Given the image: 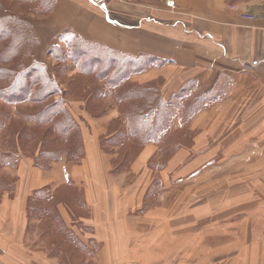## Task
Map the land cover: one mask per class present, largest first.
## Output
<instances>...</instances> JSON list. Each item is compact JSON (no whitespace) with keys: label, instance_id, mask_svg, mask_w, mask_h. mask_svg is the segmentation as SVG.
Masks as SVG:
<instances>
[{"label":"rangeland","instance_id":"obj_1","mask_svg":"<svg viewBox=\"0 0 264 264\" xmlns=\"http://www.w3.org/2000/svg\"><path fill=\"white\" fill-rule=\"evenodd\" d=\"M22 1L0 0L3 5L18 13V18L30 28L33 19L46 15L53 4V0H48L43 9H37L38 0L35 5L30 0ZM32 4L35 7L33 9ZM3 26L13 31L12 27L6 24ZM71 37V34L66 33L58 44L65 47L66 40ZM89 53L96 55L97 51ZM44 58L39 62L45 63L48 71H58L57 82L65 92L62 98L68 100L69 111L77 129L64 138L54 131L49 132L51 125L35 124L21 115L37 108L33 104H9L7 127L0 129V156H4L3 153L6 152L2 145L8 147L11 143L10 136L15 131L17 135L12 141L18 147L12 150L9 157L8 165L12 168L4 169L6 165L0 163V199L3 186L8 184V187H17L14 167L19 159L26 156L32 158L35 163L38 157L41 164L38 163L44 167H40L41 169L49 170L55 166V170L45 173L42 178L35 175L37 184L40 182L43 185L46 181L45 188L50 187L51 195L54 196L52 204L57 202L56 206H60L67 217L68 226L79 232L78 238L83 243H88L93 233L92 224L88 222L92 217L83 204L86 184L64 183L63 165L76 164L83 157L85 159L86 143H89L95 145L99 152L98 165L103 173L106 189L110 191L113 199H127L134 193V188L139 185L140 180L144 187L145 182L148 183L152 176L169 177L174 179L175 183L163 201L154 207L159 211L152 214V218L151 215L144 216L142 220L128 218L127 209L140 206H135V203L129 205L128 202L127 207L123 209L127 216L126 230L129 233L125 243L136 242L133 240L137 234V237L141 238L137 239L141 246L133 243L129 250H119L117 255L108 260L111 261L109 264H127L126 261H130L128 264H244L253 258L255 264H264V88H242L239 99L233 100L227 106L204 112L194 122V115L188 110L189 106L185 109L182 106L184 99H181L173 109L176 114L168 126V136L160 142L157 140L159 143L156 144L153 141L155 138L131 134V126L125 121H119L123 111L113 95L96 94V88L104 84V81L99 80L94 73H82L80 65L86 68L87 57H82L79 63L70 59L59 62L48 51L47 57ZM1 67L13 65L10 63ZM20 67L24 65L21 64ZM102 67L104 66L95 65L97 69ZM121 77L118 75L116 80L121 82ZM163 81L157 79L151 82ZM124 82L123 80L122 83ZM132 82L139 83L133 79L122 86L126 88ZM156 86L160 92L164 90V95L168 97L164 88H160L159 84ZM219 93L217 91L212 95L219 97ZM135 97L138 96L125 100V112L130 113L133 108H139V99ZM57 98L60 97H54ZM149 107L145 106V111H148ZM210 107L211 105H207L203 109ZM120 131L124 135L122 143L117 142L119 139L116 134ZM20 132H23L21 137ZM42 140L48 143L41 145ZM150 143L158 148L151 147L148 156L144 157V160L140 159ZM44 149H48V156L43 154ZM138 160H141L140 165L134 169ZM190 174L191 181L184 183L183 177L187 178ZM78 177L77 181L81 179L82 183L85 182V176ZM152 187L143 208L150 206L161 192L160 181ZM32 188L27 192L29 196L36 190ZM9 193L11 194V190ZM117 193L118 195H115ZM43 203L45 205V202ZM236 209L238 214L226 217L227 226L218 225L220 231H216L217 233L214 227L210 229L207 226L203 231L198 229L199 222H214V214L217 211L219 215H227ZM49 218L42 222L36 218L29 220L25 249L19 245L9 249L18 264H106L102 263L106 258H101L102 262L97 263L98 258L102 257V250L98 248L97 243H89L87 250L81 243V247L74 246L72 240H67L63 232H59L55 222ZM138 231L142 235L138 234ZM236 247L241 251L247 248V254L242 258L238 257V260L235 259V254H226ZM125 253L127 254L123 256Z\"/></svg>","mask_w":264,"mask_h":264},{"label":"crops","instance_id":"obj_2","mask_svg":"<svg viewBox=\"0 0 264 264\" xmlns=\"http://www.w3.org/2000/svg\"><path fill=\"white\" fill-rule=\"evenodd\" d=\"M168 1L108 0L106 6L99 8L89 0H54L46 15L32 21L37 40L33 58L38 62L44 60L50 48L59 45L60 36L66 33L99 42L121 54L152 58L156 61L146 70L135 74L133 79L141 84L163 79V88L167 90L168 96L181 82L191 78L197 80L207 92H220L210 108L194 114L193 122L204 112L227 106L239 99L242 88H264V0H173L175 8H170ZM244 14L252 15L253 18L243 17ZM30 63L27 60L26 66ZM151 147L158 148L157 145L148 144L140 159L144 160L148 156ZM99 161L95 145L86 143L85 159L83 157L76 164L63 165V182L86 184L83 204L92 217L88 222L92 224L93 237L85 243H97L102 250V257L98 258L97 263L102 262L101 258H106L102 263L109 264L111 261L108 260L117 255L119 250H129L133 243L141 246L137 242V239H141L137 234L133 240L136 242L125 243L129 233L123 209L128 202L129 205H140L138 208L127 209L128 218L142 220L146 215L152 218V214L159 211L154 207L160 204L175 183L169 177L152 176L144 187L140 180L134 193L127 199H113L106 189ZM140 161H136L134 169L139 167ZM9 168L12 167L6 165L4 169ZM14 169L18 178L16 190L13 196L6 191L0 201V264H18L9 249L16 245L24 249L26 247L30 223L26 209L29 197L27 192L32 187L37 190L47 186L46 181L43 185L40 182L37 184L35 175L42 178L45 173H52L55 166L43 170L35 166L32 158L23 156ZM79 175L85 176L86 183H82L81 179L77 181ZM191 179L190 174L182 180L187 183ZM158 181L161 183V192L150 206L143 208L153 184ZM39 184L40 187L36 186ZM59 211L68 224L60 206ZM219 214L218 211L214 214V222H199L198 229L203 231L208 226L210 229L214 227L215 232L220 231L219 226L226 225L225 218L238 214V210L227 215ZM69 227L76 235L79 234L74 227ZM138 234L142 235L140 231ZM246 250L241 251L236 247L226 254H235L238 260V257L247 254ZM129 262L126 261L127 264ZM244 264H255L254 258Z\"/></svg>","mask_w":264,"mask_h":264},{"label":"trees","instance_id":"obj_3","mask_svg":"<svg viewBox=\"0 0 264 264\" xmlns=\"http://www.w3.org/2000/svg\"><path fill=\"white\" fill-rule=\"evenodd\" d=\"M36 1L37 0H30L34 5ZM47 1L48 0H38L37 9L45 7ZM33 4L31 9L35 8ZM18 15L19 14L10 9V7L0 2V25H2L0 26L2 28L0 29V80L2 81L0 85V101H2V105L0 106V129H6L7 127L6 123L9 118V112L7 110L8 105H18L26 102L33 104L37 108H34V110L32 109V111L28 113L21 114L23 117L35 124H49L51 125L48 130L49 132L54 131L61 134L64 138L69 137L70 133L77 129V125L72 113L69 111L68 100H63L62 98L65 92L62 91L60 85H58V71L50 72L47 70L45 63L34 60L33 48L36 46L37 40L34 36L33 26L30 28L27 24L22 23ZM5 24L6 26L12 27L13 31H10L9 28H4L3 25ZM64 35L65 34H62L60 36L62 40ZM71 36L69 40H66L65 47L54 45L50 48V53H52L59 62L64 61V59H70L75 63H79L82 57H87V62L85 64L86 68L80 65V70L82 73H94L99 80L104 81V84L96 88V94H98V96L104 94L113 95L115 97L116 103L119 104V107L122 108L123 111L119 121H125L128 123L129 127L131 126V134L137 133L144 137L149 136L150 138H155L153 141L158 144L164 137L168 136V126H170V121L174 118V114H176L173 112V109L180 103L178 101L184 99L182 102L184 105L182 106H184L185 109L189 106V113L192 112L190 114L194 115L205 108V106H210V103L216 98L212 95L215 92H204L194 79L185 80L168 97L164 95V90L160 92L159 87L156 86L159 84L161 86L160 88H163L164 83L150 81V83L141 84L132 82L133 84L130 83L128 87L124 88L122 86L124 83L130 80L132 81L135 74L146 70L147 67L156 60L148 57H132L121 54L99 42L88 41L76 34H71ZM92 51H97L98 55L89 53ZM27 60L31 61L28 66H26ZM10 63H12L13 67H1V65ZM21 64H23L24 67H20ZM98 64L104 67H102V69L95 68V65ZM118 75L122 76L121 82L116 80ZM123 80L125 81L124 83H122ZM200 90H202V92ZM134 94L138 96L135 98L139 99L137 101V107L139 108H133L130 113H127L123 109L126 107L125 100L131 96H135ZM56 96L60 98L54 99ZM190 98H192V100ZM186 100L190 102L187 103ZM148 105L150 107L148 111H145V106ZM16 135L15 131L10 136L9 142L11 143L8 144L7 148L2 145V149L6 150V152L3 153L4 156H0V163L4 165L9 164L8 161H10L9 157L12 150L18 147L12 141L15 139ZM22 135L23 132H20L19 136L21 137ZM116 135L119 139L117 142L122 143L124 135L121 131ZM45 143L48 142L42 140L41 145ZM43 154L48 156V149H44ZM17 159H19V157ZM38 162L41 164V161L38 160L37 157L35 165L42 168L43 166ZM16 179L18 180V178ZM7 185L2 188L1 199L6 191L9 192V190H11V195L13 196L16 190V186L14 188L12 185L10 187ZM53 197L50 187H43L35 190V192L28 197L26 203L29 220H34V218H36L38 221L40 220L42 222L50 217L57 225L56 227L60 230L59 232H63L67 240H72L74 246L79 247L81 243L84 249H86L87 246L89 247V244L83 243V241L78 238V235L70 229L65 219L60 214L59 207L56 206L57 202L52 204ZM43 202H45V205ZM79 202L82 203V201ZM31 212L32 214H38L32 215Z\"/></svg>","mask_w":264,"mask_h":264},{"label":"built area","instance_id":"obj_4","mask_svg":"<svg viewBox=\"0 0 264 264\" xmlns=\"http://www.w3.org/2000/svg\"><path fill=\"white\" fill-rule=\"evenodd\" d=\"M93 5L99 7V8H103L104 6H106V2L107 0H89ZM167 5L169 7H175V3L173 0H170L167 2ZM244 17H247V18H253L252 15H247V14H244Z\"/></svg>","mask_w":264,"mask_h":264}]
</instances>
